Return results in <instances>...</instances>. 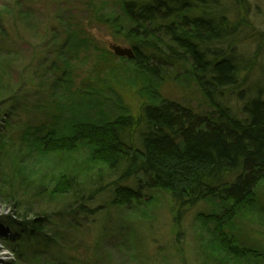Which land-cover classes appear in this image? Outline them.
Returning a JSON list of instances; mask_svg holds the SVG:
<instances>
[{"label": "rangeland", "instance_id": "obj_1", "mask_svg": "<svg viewBox=\"0 0 264 264\" xmlns=\"http://www.w3.org/2000/svg\"><path fill=\"white\" fill-rule=\"evenodd\" d=\"M200 1L210 6L217 1V6L238 17L236 35L222 47L229 53V45H234L232 54L242 64L241 83L222 102L242 118L244 103L264 93V0ZM120 4L119 0H0V178L4 174L7 182L1 186L0 181V264H222L211 241L213 226L206 215L212 207L207 203L181 208L169 194L159 192L151 201L115 207L110 192L117 176L93 163L88 148L65 157L32 152L34 147L21 143L26 129L41 125L49 129L58 123L65 134V122L57 117L67 100L77 103L78 112L90 110L95 121L113 112L139 115L148 101L141 92L142 86L150 84L148 77L120 60L115 63L123 65L124 71L102 74L101 82L91 76L100 54L110 52L113 45L130 47L97 19L104 13L122 16ZM69 23L85 28L89 44L73 45V53L63 48L66 62L59 51ZM175 71L149 85L153 94L210 114L213 108L196 82ZM65 80L72 82L70 91ZM92 91L89 100L104 97L113 106L93 109L81 95ZM68 92L73 97L62 98ZM72 114L74 110H69ZM59 168L68 169L80 188L94 194L88 213L66 208L72 203L71 194H51L62 172ZM259 196L261 211L247 210L234 221L232 231L260 252L258 259L240 264H264V187ZM17 215L45 221L41 238L49 245L38 261L37 253L21 245L25 234L11 226Z\"/></svg>", "mask_w": 264, "mask_h": 264}, {"label": "trees", "instance_id": "obj_2", "mask_svg": "<svg viewBox=\"0 0 264 264\" xmlns=\"http://www.w3.org/2000/svg\"><path fill=\"white\" fill-rule=\"evenodd\" d=\"M119 2L122 16L104 13L97 19L130 46L134 58H120L111 51L102 53L91 76L101 82L102 74L124 71L116 60L130 63L135 72L150 79L149 85L177 70L196 82L213 111L201 114L182 102L163 100L147 85L142 86L141 92L148 101L139 115L111 112L95 121L90 119V110L77 111V103L67 100L73 97L68 92V98L62 96L67 101L57 117L58 122H65L66 133H60L58 123L49 129L41 125L26 129L21 143L34 147L32 152L42 150L65 157L88 148L93 163L105 166L111 175L117 176L110 192L115 207L151 201L152 195L159 192L169 194L181 208L205 202L212 207L206 219L213 226L211 241L222 264L258 259L260 252L233 232L238 215L253 208L259 213V189L264 187V93L244 103L242 118L222 102L226 94L239 87L243 71L241 61L232 54L234 45H229V53L222 47L236 35V12L217 6V1L211 6L200 0ZM64 29L66 37L59 57L64 58L65 48L72 52L73 45L88 46L85 28L69 23ZM65 83L69 90L72 82ZM83 93V99L92 102L89 105L97 111L113 106L108 98L89 100L93 91ZM69 110H74V115H68ZM61 171L51 194H71L74 205L70 203L66 208L88 213L94 194L80 188L68 169ZM0 181L1 186L7 184L4 174ZM16 217L11 226L25 234L21 245L37 253L38 261L49 245V241L43 244L41 238L45 221L30 220L24 215Z\"/></svg>", "mask_w": 264, "mask_h": 264}, {"label": "water", "instance_id": "obj_3", "mask_svg": "<svg viewBox=\"0 0 264 264\" xmlns=\"http://www.w3.org/2000/svg\"><path fill=\"white\" fill-rule=\"evenodd\" d=\"M110 48H111V51L114 53V55L117 57L127 58V59L134 58V52L131 48L122 47L118 45H113Z\"/></svg>", "mask_w": 264, "mask_h": 264}]
</instances>
